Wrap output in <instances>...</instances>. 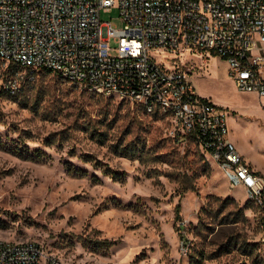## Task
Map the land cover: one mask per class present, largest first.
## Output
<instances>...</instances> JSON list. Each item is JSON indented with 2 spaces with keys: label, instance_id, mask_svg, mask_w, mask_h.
<instances>
[{
  "label": "rangeland",
  "instance_id": "374dc122",
  "mask_svg": "<svg viewBox=\"0 0 264 264\" xmlns=\"http://www.w3.org/2000/svg\"><path fill=\"white\" fill-rule=\"evenodd\" d=\"M101 21L124 26L118 8ZM177 64L228 110L233 141L264 176V100L217 54ZM0 238L38 241L62 264H264V205L171 119L40 71L16 93L0 87Z\"/></svg>",
  "mask_w": 264,
  "mask_h": 264
},
{
  "label": "built area",
  "instance_id": "2783aa9c",
  "mask_svg": "<svg viewBox=\"0 0 264 264\" xmlns=\"http://www.w3.org/2000/svg\"><path fill=\"white\" fill-rule=\"evenodd\" d=\"M119 9L121 28L101 21ZM194 51L228 63L236 87L264 100V0H0V87L16 93L40 71L132 102L175 124L232 187L264 205V176L233 141L228 110L197 94L177 59ZM162 55L169 67L157 62ZM170 54L175 57H168ZM0 264H62L38 241L0 238Z\"/></svg>",
  "mask_w": 264,
  "mask_h": 264
},
{
  "label": "crops",
  "instance_id": "0c3cea01",
  "mask_svg": "<svg viewBox=\"0 0 264 264\" xmlns=\"http://www.w3.org/2000/svg\"><path fill=\"white\" fill-rule=\"evenodd\" d=\"M245 156V155H244ZM247 159V158H246ZM248 160V159H247ZM252 165V164H251ZM255 170H257L258 171V169H256V168H254ZM260 171V170H259Z\"/></svg>",
  "mask_w": 264,
  "mask_h": 264
}]
</instances>
